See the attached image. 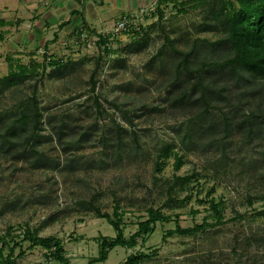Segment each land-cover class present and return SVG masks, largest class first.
Returning <instances> with one entry per match:
<instances>
[{"label":"rangeland","instance_id":"rangeland-1","mask_svg":"<svg viewBox=\"0 0 264 264\" xmlns=\"http://www.w3.org/2000/svg\"><path fill=\"white\" fill-rule=\"evenodd\" d=\"M219 1L162 0L157 6L162 17L148 15L142 29L103 35L78 25L65 36L49 32L39 37L37 48L32 43L0 47V111L12 117L19 100L35 94L42 132L51 135L39 148L61 161L56 169L34 168L27 159L0 152V245L2 237L8 241L4 257L18 243L14 264H88L99 256L103 237L117 236L107 218L91 209L95 204L110 213L118 205L126 237L147 219L150 207L172 218L152 225L135 246H116L105 261L93 264H124L134 253L148 255L138 264H264V141L248 143L235 133L221 149L206 138H183L179 128L191 114L172 107L168 94L179 79L176 64L182 55L165 46V35L182 52L196 39H217L221 28L211 30L206 23L213 21L210 11ZM28 16L23 15V25H30ZM206 51L198 46L195 55L204 57ZM222 53V48L213 50L215 58ZM23 65V78L7 85L4 77ZM180 75L189 78L183 70ZM95 96L104 110L96 108ZM123 110L134 126L123 120ZM114 119L128 129L120 148L110 136ZM60 125L61 141L55 132ZM177 154L183 161L179 168ZM176 176L190 178L173 186ZM172 186L176 200L168 201ZM212 201L219 203L220 221ZM177 222L193 230L164 239ZM26 227L62 239L69 261L25 240Z\"/></svg>","mask_w":264,"mask_h":264},{"label":"trees","instance_id":"trees-1","mask_svg":"<svg viewBox=\"0 0 264 264\" xmlns=\"http://www.w3.org/2000/svg\"><path fill=\"white\" fill-rule=\"evenodd\" d=\"M210 12L213 21L206 23L207 28L211 30L221 28L222 35L217 39H196L188 52H182L175 47L170 36L165 35V46L169 44L182 55L176 64L179 79H176L174 87L168 90L170 104L174 108L191 114L189 122L179 130L183 131V138H206L209 139L208 145L212 146L215 143L216 147L221 149L226 146L224 140L235 133L240 134L248 143L256 138L264 141V0H237V2L220 0L219 7L212 8ZM156 13L161 18L163 10L158 7ZM139 33V31L134 32L136 35ZM100 40L104 42L102 36ZM198 46H206L207 51L204 57L195 55ZM220 48L223 53L215 58L213 50ZM21 67L22 70L19 72L11 71L4 77L3 80H8L7 85L16 84L23 78L22 72H25L27 67L24 65ZM181 70L189 78L180 79ZM91 78L92 90H95L94 75ZM94 102L99 111L105 109L99 96H95ZM245 102L252 104L250 109L244 108ZM17 107H19L18 113L8 118L4 112L0 111V152L11 155L13 159H27L34 168H58L61 161L48 156L39 148V144L51 135L42 132L45 130L43 113L35 94L21 98ZM215 110H219L220 114L215 113ZM122 112L123 120L134 126V118L128 115V111ZM114 121L115 127L110 129V136L115 139V144L120 148L124 142L123 132L128 129L116 119ZM55 132L61 141L64 134L63 126H58ZM85 134H82L83 137H80V140ZM104 141L106 142V139ZM167 152L165 150L163 155ZM182 162V156L177 154L176 168H179ZM185 178L188 179L190 176H176L173 186ZM173 186L169 190L168 201L176 200L171 193ZM218 204L212 201V207L220 221L222 214ZM91 209L98 216L107 218L117 231V236L103 237L100 242L99 256L91 259L88 264L105 261L110 250L116 246H135L138 242L137 238L152 230V225L172 218V215L166 214L160 207H150L147 219L140 220L138 230L126 237L122 226V213L119 212L118 205L115 206L113 213L103 212L95 204ZM206 224L208 223L197 225L195 228H201ZM192 230V228L182 227L177 222L176 227L169 230L163 238ZM10 234L11 232L8 233ZM23 238L53 249V254L59 261H69L64 254L62 239L56 235L41 236L38 229L26 227ZM1 239L4 244L0 245V264H14L13 250L18 243H15L11 247L10 254L4 257V249L8 246V241L6 237ZM147 256L146 253L130 254L124 264H138Z\"/></svg>","mask_w":264,"mask_h":264},{"label":"crops","instance_id":"crops-1","mask_svg":"<svg viewBox=\"0 0 264 264\" xmlns=\"http://www.w3.org/2000/svg\"><path fill=\"white\" fill-rule=\"evenodd\" d=\"M153 1L155 0H0V47H19L32 43L37 48L39 45L36 40L39 37L49 36V32L54 37L65 36L66 33L77 31L78 25L108 35L122 16L147 7ZM22 3H25V7ZM25 13L29 15L28 26L22 23ZM16 28L28 30L17 33L14 31Z\"/></svg>","mask_w":264,"mask_h":264},{"label":"built area","instance_id":"built-area-1","mask_svg":"<svg viewBox=\"0 0 264 264\" xmlns=\"http://www.w3.org/2000/svg\"><path fill=\"white\" fill-rule=\"evenodd\" d=\"M158 3L159 0H155L147 7H141L136 12L122 16L115 24L112 34L121 31H130L131 29H141V25L146 22V17L157 12L156 8L159 6Z\"/></svg>","mask_w":264,"mask_h":264}]
</instances>
